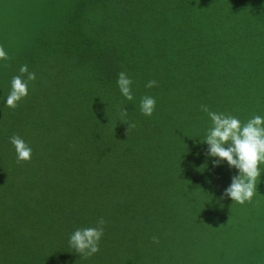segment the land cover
<instances>
[{
  "label": "trees",
  "instance_id": "obj_1",
  "mask_svg": "<svg viewBox=\"0 0 264 264\" xmlns=\"http://www.w3.org/2000/svg\"><path fill=\"white\" fill-rule=\"evenodd\" d=\"M0 47V264H264V173L250 202L225 196L201 111L264 116V0H0ZM101 217L99 251L76 253Z\"/></svg>",
  "mask_w": 264,
  "mask_h": 264
},
{
  "label": "clouds",
  "instance_id": "obj_2",
  "mask_svg": "<svg viewBox=\"0 0 264 264\" xmlns=\"http://www.w3.org/2000/svg\"><path fill=\"white\" fill-rule=\"evenodd\" d=\"M7 58L6 51L0 47V61ZM19 72L21 75L12 77L10 92L4 100L5 105L11 108H15L17 102L28 95L29 82L36 78L35 73L28 71L27 65H21ZM155 84V80H149L145 86L151 88ZM116 85L125 99H133L132 80L127 73H118ZM139 107L143 115L151 116L156 100L154 97L145 96L141 98ZM201 111L207 114L212 125L203 139L208 146L207 156L212 158V166L226 163L229 168L236 170L229 186L224 189V195L239 204L250 202L256 193V181L264 173V116L256 115L242 123L235 116L211 111L206 105H201ZM10 143L15 149L18 161L31 159L32 148L25 140L12 136ZM104 224L101 217L95 227L76 229L69 237L70 247L85 256L97 253ZM153 240L158 242L155 237Z\"/></svg>",
  "mask_w": 264,
  "mask_h": 264
}]
</instances>
